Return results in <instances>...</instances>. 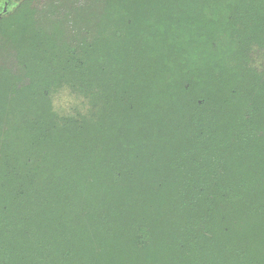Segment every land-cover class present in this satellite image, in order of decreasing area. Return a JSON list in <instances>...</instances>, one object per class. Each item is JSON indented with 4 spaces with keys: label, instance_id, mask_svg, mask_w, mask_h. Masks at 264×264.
Segmentation results:
<instances>
[{
    "label": "trees",
    "instance_id": "1",
    "mask_svg": "<svg viewBox=\"0 0 264 264\" xmlns=\"http://www.w3.org/2000/svg\"><path fill=\"white\" fill-rule=\"evenodd\" d=\"M7 4L0 264H264V0Z\"/></svg>",
    "mask_w": 264,
    "mask_h": 264
},
{
    "label": "rangeland",
    "instance_id": "2",
    "mask_svg": "<svg viewBox=\"0 0 264 264\" xmlns=\"http://www.w3.org/2000/svg\"><path fill=\"white\" fill-rule=\"evenodd\" d=\"M46 2V0H35V5L39 8ZM0 62L6 64V65H10L11 64V59L9 57L3 56L0 58ZM66 101H68V97L65 96L62 100L63 103H66Z\"/></svg>",
    "mask_w": 264,
    "mask_h": 264
},
{
    "label": "water",
    "instance_id": "3",
    "mask_svg": "<svg viewBox=\"0 0 264 264\" xmlns=\"http://www.w3.org/2000/svg\"><path fill=\"white\" fill-rule=\"evenodd\" d=\"M12 8H13L12 5H10V6H8V7L5 6L0 14H5V13H7L9 10H11Z\"/></svg>",
    "mask_w": 264,
    "mask_h": 264
},
{
    "label": "flooded vegetation",
    "instance_id": "4",
    "mask_svg": "<svg viewBox=\"0 0 264 264\" xmlns=\"http://www.w3.org/2000/svg\"><path fill=\"white\" fill-rule=\"evenodd\" d=\"M2 4H3V6H6V7H8L9 5L7 4V0H2Z\"/></svg>",
    "mask_w": 264,
    "mask_h": 264
},
{
    "label": "snow or ice",
    "instance_id": "5",
    "mask_svg": "<svg viewBox=\"0 0 264 264\" xmlns=\"http://www.w3.org/2000/svg\"><path fill=\"white\" fill-rule=\"evenodd\" d=\"M0 6H2V3H0Z\"/></svg>",
    "mask_w": 264,
    "mask_h": 264
},
{
    "label": "clouds",
    "instance_id": "6",
    "mask_svg": "<svg viewBox=\"0 0 264 264\" xmlns=\"http://www.w3.org/2000/svg\"><path fill=\"white\" fill-rule=\"evenodd\" d=\"M56 103V101H54V104Z\"/></svg>",
    "mask_w": 264,
    "mask_h": 264
}]
</instances>
